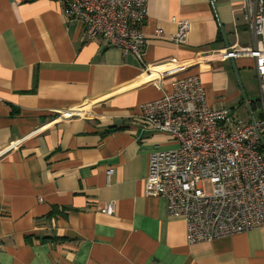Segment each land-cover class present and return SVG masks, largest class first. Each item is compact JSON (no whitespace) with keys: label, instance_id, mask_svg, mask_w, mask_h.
<instances>
[{"label":"crops","instance_id":"0c3cea01","mask_svg":"<svg viewBox=\"0 0 264 264\" xmlns=\"http://www.w3.org/2000/svg\"><path fill=\"white\" fill-rule=\"evenodd\" d=\"M243 1L150 0L141 61L85 40L59 0H0V264H264V227L189 244L185 220L145 192L151 154L179 147L140 117L172 59L200 74L211 107L262 116L254 58L204 55L254 46ZM174 16L185 43L168 39Z\"/></svg>","mask_w":264,"mask_h":264},{"label":"built area","instance_id":"2783aa9c","mask_svg":"<svg viewBox=\"0 0 264 264\" xmlns=\"http://www.w3.org/2000/svg\"><path fill=\"white\" fill-rule=\"evenodd\" d=\"M59 1L65 16L82 24L85 40L100 39L144 60L143 27L150 0ZM211 2L214 5L215 0ZM241 9L254 46L233 44L203 53L209 61L254 58L262 109L258 120L244 122L225 107H211L200 74L184 75L191 63L175 59L153 74L152 83L162 89V96L141 105L140 117L146 126L179 142L176 149L151 154L146 195L167 199L169 214L185 220L189 244L264 227V0H244ZM172 22L178 23L179 30L168 39L185 43L189 23L175 16ZM156 34L164 36V31L158 29ZM166 79L171 91L164 90ZM81 112L64 111L59 117L71 120ZM115 210V201L101 207L107 215Z\"/></svg>","mask_w":264,"mask_h":264},{"label":"bare ground","instance_id":"6f19581e","mask_svg":"<svg viewBox=\"0 0 264 264\" xmlns=\"http://www.w3.org/2000/svg\"><path fill=\"white\" fill-rule=\"evenodd\" d=\"M154 76V75H153Z\"/></svg>","mask_w":264,"mask_h":264}]
</instances>
